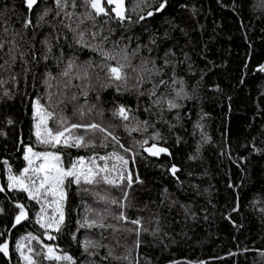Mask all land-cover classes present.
<instances>
[{
	"label": "trees",
	"instance_id": "1",
	"mask_svg": "<svg viewBox=\"0 0 264 264\" xmlns=\"http://www.w3.org/2000/svg\"><path fill=\"white\" fill-rule=\"evenodd\" d=\"M75 3L65 9L74 14L69 20L57 15L55 0H37L31 9L26 0H0V243H8L0 264H26L17 242L26 255L28 248L41 253L33 255L37 264H264V0H124L130 17L124 20L102 0L108 15L97 16L95 24L86 20L74 32L92 11L84 0ZM161 3L165 7L157 11ZM79 31L85 44L77 42ZM93 46L126 51L127 61L118 57L130 64L126 83L111 78L108 65L116 61ZM69 62L72 87L65 88ZM85 72L86 78L77 77ZM49 94L62 102L53 103ZM37 100L67 126L98 123L119 144L84 128L73 134L91 141L87 147L38 143ZM121 106L127 120L115 114ZM56 123L45 116L53 132ZM151 143L169 154H147ZM29 147L59 153L65 168L81 157L78 168L91 167L90 161L107 165L116 185L66 181L60 231L42 227L52 209L41 212L43 200L8 186L9 175L28 167ZM20 204L27 218L16 224ZM121 212L128 220L115 218ZM98 215L115 229L81 227ZM136 219L140 225L130 223ZM86 239L100 246L85 251ZM45 246L72 261L46 259Z\"/></svg>",
	"mask_w": 264,
	"mask_h": 264
},
{
	"label": "snow or ice",
	"instance_id": "2",
	"mask_svg": "<svg viewBox=\"0 0 264 264\" xmlns=\"http://www.w3.org/2000/svg\"><path fill=\"white\" fill-rule=\"evenodd\" d=\"M84 3L87 7H90L92 11H87L84 15L83 19L79 20V23L76 24V28L71 29L72 31H77V29L80 28L81 24H84L86 20L93 21V24H95L96 17L103 14L108 15V12L106 11L105 7L102 5V0H84ZM108 4H114L115 7L111 9L112 12L115 13V16L120 19L124 20L126 18L125 16V9H124V0H107ZM166 3V0H165ZM165 3H161L159 5V8L157 11L162 10L165 7ZM27 7L31 9L35 4H37V0H26ZM56 7L59 9L57 12V15H60L61 12L69 19L72 20L73 13L66 12L65 9L68 6H71L73 8L76 7L75 0H55ZM47 11L44 13V15H47ZM148 16H152V12L147 13ZM43 16L40 17L41 20H43ZM141 20L145 19L143 15L139 17ZM75 23L76 21H72ZM63 23V21H62ZM31 25V20H27L25 22L24 27L28 28ZM65 27L71 28V24H65ZM7 30H5L6 32ZM18 35V34H16ZM85 33L84 31H79L78 33V43L85 44L84 40ZM91 36L95 38L96 33H91ZM12 45V47L9 49L10 52H13L16 48L15 44V36L12 40L8 41ZM5 47V40L0 38V49H3ZM93 50L100 51L101 55L105 57L106 60L109 61H116L115 66L108 65V71L111 76V78L115 81H124L127 82L128 76L127 72L125 71L126 68L130 67V64L128 63H121L120 59L118 57H122L124 61L128 60V56L125 50H121L120 52H105L101 48H98L97 46H93ZM49 52H51V46H49ZM12 61H15V56L11 57ZM4 66L0 65V69H2ZM73 68V62H69L67 69L62 73L63 76L69 77V81L65 83V88H71L72 85L70 83L71 80V72ZM261 70H264L262 68ZM148 72H151V70H146ZM159 71V70H157ZM87 73H84V76H80L79 73H77V77L84 79L86 78ZM140 82H143V77H138ZM0 83H3V81H0ZM160 83H165L164 81H161ZM155 94V93H153ZM54 94H49V100L53 103H61L62 101H53L52 97ZM83 95H87V92H83ZM179 95V93H178ZM72 100L77 99L75 95L71 97ZM156 103H159V101H156ZM170 108L178 107L175 103L172 101H168ZM79 112V115L81 118L84 117L85 113L83 111V107L77 110ZM128 110L125 109L123 106H121L118 111L115 113L116 115H119L123 119L127 120L128 116L126 115V112ZM36 115L39 119V123L36 124V137L37 142L40 144L45 145H52L53 147L57 145L63 144L65 147H87L89 144H91V141L85 143V137L84 136H76L73 134L74 130L79 128H84L89 132H101L105 133V140H107L108 137H111L112 141L119 144L118 138L114 136L110 131L102 127L98 123H73L71 126H67V121L64 117H56L53 115V112H48L43 105L40 104L39 100L36 102ZM45 116L48 118H51L54 122H57L55 124L56 130L53 132L52 128H48L45 125ZM11 123V121H9ZM44 125V130L41 132V127ZM146 143V142H145ZM102 146L107 147L108 145L105 143ZM120 147H123V145H120ZM156 146L153 145L152 148L147 149L152 155H158L160 152H166L167 149L159 148L153 151V148ZM30 154V155H29ZM116 157V159L122 161L124 164H127V161L124 160L123 156H119L116 153L112 154ZM35 158L36 160L41 161L38 165H34V161L32 158ZM24 159L28 161V167L24 168L23 171L19 175H9V187L10 188H19L22 191H25L28 193L29 197L33 200H36L38 203L43 200L42 206H41V212H44L46 208L52 209V215L48 217V221L46 224H42V227H46L48 229H52L54 227L55 231H60V225L64 221V213L62 210V202L65 199V182L67 181L68 184L76 183L77 185L81 184L83 181L84 184L93 185V184H99V183H107L111 185H116L115 179H109V169L107 168V165L104 167H99L92 163L91 167H80L78 168V164L83 166L84 165V158L81 157L77 162H74L71 164V167L65 168L62 165V157L57 152H34L31 147L27 149V152L25 154ZM100 159H105V157H101ZM113 169H115V165H113ZM173 173H175L176 169L175 166H173L172 169ZM101 173H104V175H101ZM121 181L125 179L123 175L119 177ZM128 186L130 187L132 184V177L131 174L127 176ZM138 181V178H137ZM2 190V189H0ZM98 195L99 199L105 200V203H108L106 197H101ZM127 198V194H125V199ZM111 203L115 204L117 201L112 200ZM17 207L20 209L19 214L15 217L16 224H19L22 220L26 219V212L24 210V205L20 204L17 205ZM58 214V218H57ZM117 220H128V217L124 214V212H121L118 217H115ZM104 216L98 215L96 219H92L90 222L88 220H85L84 224L81 225V227H112L115 229L114 225H105L104 224ZM130 223L134 225H140L141 221L139 219L131 220ZM146 231V229H145ZM137 232L139 233V229H137ZM31 239H37V237H29ZM49 239H54L53 236L49 235ZM98 242H93L91 240H85L84 241V248L85 251H88L90 247H99ZM18 250H21V255L23 256L26 264H37L36 260L33 258V255L39 256L41 253L39 252H33L32 248H28V253L25 254L23 249V244L21 242H17L16 245ZM47 248V253L45 254V258L49 260H55V261H72V257L68 255H56L54 248L50 246H45ZM8 250V243H0V251H3L7 253ZM109 255H111V252H109Z\"/></svg>",
	"mask_w": 264,
	"mask_h": 264
},
{
	"label": "water",
	"instance_id": "3",
	"mask_svg": "<svg viewBox=\"0 0 264 264\" xmlns=\"http://www.w3.org/2000/svg\"><path fill=\"white\" fill-rule=\"evenodd\" d=\"M113 7H115V5H114ZM113 7H112V8H113ZM124 9H125V5H124ZM114 14H115V13H114ZM153 145L156 146L155 148H153V151H155L156 149H159V148L167 149V151H166V152H160L158 155H152L147 149L152 148ZM145 151H146L147 154L152 155V156H159V155H161V154H169V150H168L167 147H165V146H163V145L156 144V143H151V144L145 146ZM172 169H173V167L171 168V171H172ZM172 172H173V171H172Z\"/></svg>",
	"mask_w": 264,
	"mask_h": 264
},
{
	"label": "rangeland",
	"instance_id": "4",
	"mask_svg": "<svg viewBox=\"0 0 264 264\" xmlns=\"http://www.w3.org/2000/svg\"><path fill=\"white\" fill-rule=\"evenodd\" d=\"M102 5H103V4H102ZM112 6H114V4H111V7H112ZM29 155H30V154H29ZM32 159H33V161L35 162L36 165H38V164L41 162V161H38V162H37L36 159H35L34 157H33ZM51 247H52V246H51ZM52 248H53V247H52ZM55 254L57 255L56 252H55Z\"/></svg>",
	"mask_w": 264,
	"mask_h": 264
}]
</instances>
